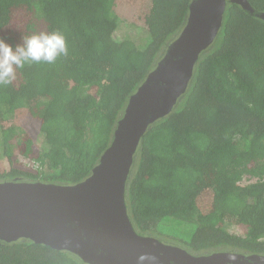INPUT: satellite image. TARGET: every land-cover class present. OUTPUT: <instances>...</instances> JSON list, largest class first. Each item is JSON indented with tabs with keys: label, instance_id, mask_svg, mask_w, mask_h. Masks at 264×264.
Returning <instances> with one entry per match:
<instances>
[{
	"label": "trees",
	"instance_id": "trees-1",
	"mask_svg": "<svg viewBox=\"0 0 264 264\" xmlns=\"http://www.w3.org/2000/svg\"><path fill=\"white\" fill-rule=\"evenodd\" d=\"M191 2L0 0V39L58 31L67 47L0 86V183L86 180ZM125 200L138 234L191 254L264 255V20L228 1L185 93L142 137ZM0 264L86 263L21 239L0 240Z\"/></svg>",
	"mask_w": 264,
	"mask_h": 264
},
{
	"label": "water",
	"instance_id": "water-1",
	"mask_svg": "<svg viewBox=\"0 0 264 264\" xmlns=\"http://www.w3.org/2000/svg\"><path fill=\"white\" fill-rule=\"evenodd\" d=\"M264 20L248 0H192L182 32L130 98L111 146L83 182L63 186L0 183V240L21 239L67 251L86 264H264V255L220 252L191 254L138 234L125 192L134 156L151 126L169 114L185 93L200 54L217 38L227 3Z\"/></svg>",
	"mask_w": 264,
	"mask_h": 264
},
{
	"label": "clouds",
	"instance_id": "clouds-1",
	"mask_svg": "<svg viewBox=\"0 0 264 264\" xmlns=\"http://www.w3.org/2000/svg\"><path fill=\"white\" fill-rule=\"evenodd\" d=\"M61 55H67L65 37L58 31L41 32L22 37V43L15 47L0 39V86L13 83L16 69L23 68L26 63H54ZM145 256L138 258L143 264Z\"/></svg>",
	"mask_w": 264,
	"mask_h": 264
},
{
	"label": "rangeland",
	"instance_id": "rangeland-1",
	"mask_svg": "<svg viewBox=\"0 0 264 264\" xmlns=\"http://www.w3.org/2000/svg\"><path fill=\"white\" fill-rule=\"evenodd\" d=\"M203 209H204V210H207L206 205H205V208L203 207ZM232 232H233V233H239V231H238L237 229H232Z\"/></svg>",
	"mask_w": 264,
	"mask_h": 264
}]
</instances>
